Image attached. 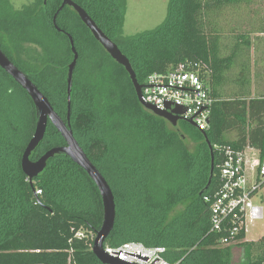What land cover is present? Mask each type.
Segmentation results:
<instances>
[{"label": "trees", "instance_id": "trees-1", "mask_svg": "<svg viewBox=\"0 0 264 264\" xmlns=\"http://www.w3.org/2000/svg\"><path fill=\"white\" fill-rule=\"evenodd\" d=\"M62 1L36 0L15 9L9 0H0L1 39L4 50L66 119L68 67L74 54L68 35L53 23ZM74 1L118 44L141 84L153 73L186 64L199 72L215 98L210 127L195 128L199 137L192 147L185 132L140 103L125 67L95 39L78 12L72 9L79 27H70L62 25L70 6L61 10L58 24L73 35L76 47L95 41L105 54L98 56L101 73L91 83L80 85L74 77L71 125L115 194L117 218L106 245L136 241L166 247L165 257L179 264H234L231 246L222 245L210 232V202L204 196L220 184L222 146L252 147L264 158L260 0H170L163 24L130 36L123 34L127 0ZM51 27L67 38L71 57L64 75L40 79L50 58L46 42ZM32 44L43 51L26 60L25 54H30L26 46ZM36 123L32 98L0 69V264H104L93 251L104 218L103 203L88 173L64 153L51 157L33 181L22 169V155ZM207 140L213 146L215 169L210 188L201 194L212 164ZM65 143L49 122L31 159ZM260 202L264 205V195ZM242 247L240 264H264V236Z\"/></svg>", "mask_w": 264, "mask_h": 264}, {"label": "built area", "instance_id": "built-area-1", "mask_svg": "<svg viewBox=\"0 0 264 264\" xmlns=\"http://www.w3.org/2000/svg\"><path fill=\"white\" fill-rule=\"evenodd\" d=\"M143 99L160 110L181 109L185 120L206 131L215 98L199 72L181 64L168 73H153L142 84ZM224 154L219 164V186L204 199L210 202V232L219 236L222 245L246 241L249 225L264 219V205L257 197L264 185V158L257 149L221 147ZM40 192V191H38ZM106 252L134 264H179L166 257L164 246H147L129 241L118 247L105 245Z\"/></svg>", "mask_w": 264, "mask_h": 264}, {"label": "water", "instance_id": "water-1", "mask_svg": "<svg viewBox=\"0 0 264 264\" xmlns=\"http://www.w3.org/2000/svg\"><path fill=\"white\" fill-rule=\"evenodd\" d=\"M44 2L46 3L47 0H44ZM66 5L73 7L78 12L79 17L85 23V25L90 29L95 39L103 46V48L110 54V56L116 62H118L119 64L125 67L133 82L138 99L144 107H146L148 110H151L156 115L168 119L174 125L177 124V119L179 117H182L181 116L182 110L178 109L174 111H163L158 109L154 105L147 103L143 99V95H142L143 85L138 81L136 72L133 69V66L129 58L122 52L118 44L115 41H113L104 32V30H102V28L96 23V21L86 11V9L83 8L74 0H63L59 9L56 11L55 15L53 16V23L55 28L58 31H61L68 35L71 49L74 54V58L68 67V76H67V108L68 109H67L66 121L55 110L48 96L45 95V93L34 83V81L28 76V74L25 73L23 70H21L0 49V66L9 75H11L21 87H23L28 92L37 110V123H36L35 132L31 137L30 141L28 142L22 155L21 164L23 171L29 177V179L33 181L34 177L38 176L41 172L45 170L47 161L58 153H64L68 155L75 163L80 165L97 185L103 203L104 218H103L102 226L96 232L94 238V243H93L94 253L104 264H134L121 260L118 257L112 256L106 252L105 249L106 241L115 227L116 218H117V205H116L115 194L106 177L102 174V172L98 169V167L92 162L88 154L85 152L84 148L80 145L79 141L74 135L73 129L71 128L72 91H73L74 73L79 59V51L76 47V43L73 35L67 30L60 27V25L58 24V15ZM188 121L196 127V123L192 119H189ZM49 122H51L61 133V135L66 141V145L54 146L48 149L39 159L32 160L31 154L40 144V142L44 139ZM208 144L212 154V164H211L209 181L205 186V188L201 191V194H203L205 191H207L210 188L214 177L215 166H214L213 146L209 141Z\"/></svg>", "mask_w": 264, "mask_h": 264}, {"label": "rangeland", "instance_id": "rangeland-1", "mask_svg": "<svg viewBox=\"0 0 264 264\" xmlns=\"http://www.w3.org/2000/svg\"><path fill=\"white\" fill-rule=\"evenodd\" d=\"M12 6L15 9L22 8L25 5L32 4L36 0H9ZM258 1V0H257ZM170 0H127L126 4V13H125V21L123 27V34L126 36L135 35L140 32L154 30L158 26L164 23L168 16V8H169ZM257 5L260 6V10L264 13V0H260L257 2ZM67 9L65 15V23L63 22V26L79 27V23L75 17V13L72 10L73 8L69 7ZM228 13H225L227 16ZM71 29V28H70ZM51 35V39L46 42L48 46V50L51 52L49 57L45 60L48 63L47 68L40 72L39 78L45 79L46 74H58L60 77L64 75L67 60H70L71 53L70 47L68 44L67 38L57 33L52 27L49 28ZM72 30V29H71ZM27 51L30 54H25L26 60L32 56H38L41 53L42 47L37 44L27 45ZM78 51H79V59L75 69L74 77L76 81L82 85L85 83H91L92 80L96 77V75L101 72L97 70V60L98 56L105 55L101 46L97 44L95 41H84V43H78ZM107 60V59H105ZM29 61H33L30 59ZM64 62V63H63ZM113 65V63H110ZM97 71V73H96ZM101 78V77H99ZM187 134L190 135L193 133V129L186 128ZM198 133L191 135L188 142L192 147L196 145L195 139H197ZM232 137V136H231ZM39 193V192H38ZM264 188L260 191V197L263 200ZM260 197H257V201L260 202ZM264 235V219L256 222L253 225H249L248 230V238L249 239H259ZM95 238V237H94ZM242 261V250L236 249L234 251L233 262L238 264Z\"/></svg>", "mask_w": 264, "mask_h": 264}, {"label": "flooded vegetation", "instance_id": "flooded-vegetation-1", "mask_svg": "<svg viewBox=\"0 0 264 264\" xmlns=\"http://www.w3.org/2000/svg\"><path fill=\"white\" fill-rule=\"evenodd\" d=\"M62 4V3H61ZM66 6H69V5H66ZM65 6V7H66ZM65 7L62 9V10H64L65 9ZM71 7V6H70ZM71 8H73V7H71ZM74 9V8H73ZM1 8H0V49L10 58V60H12L13 62H14V60L11 58V56L4 50V45H3V41H2V39H1V35H2V23H1ZM59 16V15H58ZM66 34V33H65ZM67 35V34H66ZM15 63V62H14ZM16 64V63H15ZM17 65V64H16ZM0 69H2V67L0 66ZM38 86V85H37ZM64 119V118H63ZM164 119H166V118H164ZM65 121L67 120V118L66 119H64ZM166 121L171 125V127H173L174 129H176V130H178L181 134H183L184 132H185V135H184V138H186V139H188V140H191L190 139V137H191V135H194V134H196L197 132H196V130H195V126L194 125H192L188 120H185L183 117H179L178 119H177V124L176 125H174L171 121H169L168 119H166ZM49 125V124H48ZM71 128H72V125H71ZM186 128H190V130H192L193 129V133L192 134H190V135H188L187 134V131H186ZM65 145H66V143H65Z\"/></svg>", "mask_w": 264, "mask_h": 264}, {"label": "crops", "instance_id": "crops-1", "mask_svg": "<svg viewBox=\"0 0 264 264\" xmlns=\"http://www.w3.org/2000/svg\"><path fill=\"white\" fill-rule=\"evenodd\" d=\"M196 128H197V127H196ZM263 236H264V235H263ZM261 237H262V236H261ZM261 237H260V238H261ZM260 238L257 239V240H255V239H249L248 236H247L246 241L258 242V241L260 240ZM246 241H241V242H239V243H235V244L227 245V246H231V250H232V261H233L234 251H235L236 249H241V250H242V261H241V262H243L245 252H244V248L242 247V243H244V242H246ZM241 262H240V263H241ZM233 263H234V262H233ZM240 263H238V264H240ZM234 264H236V263H234Z\"/></svg>", "mask_w": 264, "mask_h": 264}]
</instances>
